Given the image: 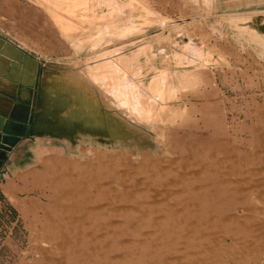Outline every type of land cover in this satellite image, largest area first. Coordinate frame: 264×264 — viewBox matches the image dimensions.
I'll return each mask as SVG.
<instances>
[{
	"label": "rangeland",
	"instance_id": "1",
	"mask_svg": "<svg viewBox=\"0 0 264 264\" xmlns=\"http://www.w3.org/2000/svg\"><path fill=\"white\" fill-rule=\"evenodd\" d=\"M50 1L0 0V49L56 132L81 102L12 170L39 212L0 191V264H264V0Z\"/></svg>",
	"mask_w": 264,
	"mask_h": 264
},
{
	"label": "crops",
	"instance_id": "2",
	"mask_svg": "<svg viewBox=\"0 0 264 264\" xmlns=\"http://www.w3.org/2000/svg\"><path fill=\"white\" fill-rule=\"evenodd\" d=\"M216 1L217 0H210L211 3L209 5L213 8ZM39 73V61L35 60V62H28L25 56L20 58L14 57L4 53V51L0 49V103H7L9 99H7L6 94H17L20 92L19 90L21 88L23 89L22 94L25 95L26 98H31V91L35 95L37 94L39 103L40 96L44 98L46 94L50 95V99L46 101V104L42 103L41 106L38 104V112L44 117L45 122L37 129V135L28 134L26 137L21 138L20 141L6 153V156L3 159L4 162L0 164V191L6 197V200L19 207L24 205L26 201L31 200L36 206V212H39V208L44 206L43 199L40 196L26 195L25 193L29 189L27 179L22 181L16 176L17 174L12 173V170L19 169V167H22L23 165L29 167L30 163H32L31 160H33L32 157L35 154L33 144L45 143L47 142L46 139H68V123L71 120L69 110L73 109L75 101H78V103L81 102L76 100V97L74 98L72 95L70 96V104L66 105L67 108L61 113L59 112L60 114H57V118L60 117L66 125L63 124L61 126L62 128L57 125V130L61 129V131L56 132L54 126L56 115L54 113L55 106L60 104L59 106L62 107L61 103L64 101L63 99H59L57 96L52 95L53 93L48 92V90L43 87V78L41 83H39ZM31 83L34 84L31 89L24 85ZM89 100L90 99H88V101ZM85 102L87 101H83V103ZM15 103L16 105H20L19 102ZM0 106L2 109L8 110V106H3L2 104H0ZM82 107L84 108L83 105ZM10 110L11 109L8 111ZM3 206V199L0 198V210Z\"/></svg>",
	"mask_w": 264,
	"mask_h": 264
},
{
	"label": "water",
	"instance_id": "3",
	"mask_svg": "<svg viewBox=\"0 0 264 264\" xmlns=\"http://www.w3.org/2000/svg\"><path fill=\"white\" fill-rule=\"evenodd\" d=\"M9 43V42H8ZM21 57L25 56L27 60L29 57L21 51ZM35 62V60H33ZM31 89L34 84H24ZM17 94H6L9 101L7 103L1 102L3 106H8V110L2 109L0 106V164L4 161L6 153L14 147L21 138L28 134H37V129L44 124L45 119L38 112L39 99L31 91V98L25 97L22 94L23 89L19 90ZM19 102L20 105H16ZM24 106V107H21ZM48 121V120H47ZM50 122V121H49Z\"/></svg>",
	"mask_w": 264,
	"mask_h": 264
},
{
	"label": "bare ground",
	"instance_id": "4",
	"mask_svg": "<svg viewBox=\"0 0 264 264\" xmlns=\"http://www.w3.org/2000/svg\"><path fill=\"white\" fill-rule=\"evenodd\" d=\"M52 1H53V0H52ZM70 1H71V0H70ZM75 1H76V0H75ZM84 1H85V0H84ZM84 1H82V2H84ZM49 2H50L52 5L54 4V3H52L50 0H49ZM54 2H57V4H58L59 1H55V0H54ZM61 2H62V1H61ZM61 2H60V4H62ZM65 2H66V1H65ZM65 2H64V3H65ZM67 2H69V1L67 0ZM72 2H74V0H73ZM78 2H79V1H78ZM78 2H77V3H78ZM80 2H81V1H80ZM89 2H90V1H89ZM95 2H96V1H95ZM99 2H100V4L102 5L101 1H99ZM47 3H48V2H47ZM50 3H49V5H51ZM75 3H76V2H75ZM77 3H76V4H77ZM97 3H98V1H97ZM60 4H59V5H60ZM73 4H74V3H73ZM78 4L80 5V3H78ZM81 4H82V3H81ZM100 4H99V5H100ZM132 4H133V3H132ZM45 5H46V4H45ZM63 5H64V4H63ZM93 5H95V4L93 3ZM99 5H97V7H98ZM101 5L99 6V8L102 7ZM61 6H62V5H61ZM87 6H88V5H87ZM48 7H49V6H48ZM51 7H52V6H51ZM57 7H58V6H57ZM59 7H60V6H59ZM62 7H63V6H62ZM92 7H93V6H92ZM94 7H95L94 9H96V6H94ZM46 8H47V7H46ZM49 8H50V7H49ZM90 8H91V7H90ZM61 9H62V8H61ZM88 9H89V6H88ZM94 9H93V10H94ZM47 10H49V9H47ZM99 10H100V9H99ZM50 11L53 13L55 10H53V11L50 10ZM74 11H75V9H74ZM78 11H79V10H78ZM80 11H83V10H80ZM95 11H96V10H95ZM86 12H87V11H86ZM96 12H98V11H96ZM84 13H85V12H84ZM84 13L81 12L80 14H79V13H78V14H74V16H75V18H76L77 20L79 19V21H84V18H87V17H88V16L85 17V14H86V13H85V14H84ZM87 13H88V12H87ZM53 14H54V13H53ZM60 14H62V13H60ZM50 15H51V14H50ZM55 15H56V14H55ZM55 15H53V16H55ZM59 16H64V15H59ZM71 18H72V17H71ZM136 18H137V17H136ZM55 19H56V18H55ZM67 19H70V18H67ZM134 19H135V18H134ZM138 19H139V18H138ZM61 20H62V19H61ZM135 21L137 22L136 19H135ZM59 22L61 23V21H59ZM73 22H74V21H73ZM75 22H76V21H75ZM138 22H140V21H138ZM144 22H145V20H144ZM77 23H78V21H77ZM58 24H59V23H58ZM69 24H70V23H69ZM79 24H80V23H79ZM62 25H63V23H62ZM62 25H61V26H62ZM77 25H78V24H77ZM63 26H65V24H64ZM69 27H71V26H69ZM66 29H67V26H66ZM61 31H62V30H61ZM64 33H65V32H64ZM88 35H89V34H88ZM80 38H82V37H79V39H80ZM75 41H76V40H75ZM102 52H104V51H102ZM98 54H100V52H99ZM98 54H97V55H98ZM95 55H96V54H95ZM100 55H101V54H100Z\"/></svg>",
	"mask_w": 264,
	"mask_h": 264
}]
</instances>
